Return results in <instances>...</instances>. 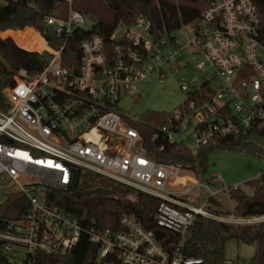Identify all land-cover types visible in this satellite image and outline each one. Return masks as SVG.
Wrapping results in <instances>:
<instances>
[{"label": "built area", "instance_id": "2783aa9c", "mask_svg": "<svg viewBox=\"0 0 264 264\" xmlns=\"http://www.w3.org/2000/svg\"><path fill=\"white\" fill-rule=\"evenodd\" d=\"M7 2L0 0V7ZM66 2L71 7L73 0ZM43 25L59 40L56 48H50L36 31L48 50L35 52L50 55L47 66L34 76L18 70L15 85L3 91L0 181L13 186L29 208L0 228V264H40V255H66L83 232L95 247L96 264H210L183 253L188 230L197 219L216 220L204 206L186 201L196 181L184 177L180 165L150 159L141 132L133 126L142 122L121 114L118 104L130 97L137 102V85L151 73H158L162 84V68L188 67L185 53L189 52L199 59L203 83L190 89L182 81L180 90L186 99L168 114L164 125L150 126L152 142H161L160 150L176 143L195 154L226 137L250 135V142L264 140V45L259 41L260 18L254 4L214 0L197 25L188 27L186 45L172 34L155 39L143 17L129 26L119 24L108 42L97 35L80 41L77 70L62 67L61 56L73 33L85 29V16L70 10L63 19L54 12ZM214 84L219 85L216 91L211 88ZM203 85L211 92L207 96ZM186 140L192 141L194 151ZM82 175L158 199L153 223L177 236V241L164 246L128 215L120 220L117 232L82 228L81 217L48 202L49 196L58 199L62 192L79 186ZM213 183L216 187H204L208 200L222 191L218 178ZM107 258L112 261L106 263Z\"/></svg>", "mask_w": 264, "mask_h": 264}, {"label": "trees", "instance_id": "16d2710c", "mask_svg": "<svg viewBox=\"0 0 264 264\" xmlns=\"http://www.w3.org/2000/svg\"><path fill=\"white\" fill-rule=\"evenodd\" d=\"M214 0H73L70 7L66 0H8L0 7V32L6 30H23L33 28L49 42L59 40L46 32L43 20L54 12L67 19L70 10L92 17L95 25L89 30L79 29L66 41L61 56V65L66 69L77 70L81 60L79 43L84 38L97 35L106 42L113 30L119 25H132L139 17L151 24L152 36L162 39L178 31L182 26L195 27L201 13ZM260 18L259 41L264 45V0H251ZM32 29L22 32L5 33L11 38H0V108L5 107L3 91L15 85L14 75L20 69L30 76L42 72L49 62L50 55L42 38ZM58 40V41H57ZM205 96L211 92L206 85L202 86ZM168 114L148 112L142 124H134L142 135V145L147 156L153 161L165 165H180L196 179H203L207 171L208 156L217 150H235L239 152L258 153L260 148L249 141L250 135H237L217 140L200 148L193 154L188 148L179 144H165L160 150L161 142L153 143L150 126L165 124ZM79 186L69 188L58 195V199L49 196L48 202H56L65 209L81 217L82 228H94L96 231L120 230L123 216H133L135 220L154 237L167 246L177 241V236L153 223V215L159 200L129 188L115 185L108 180H98L91 175H82ZM209 185L216 187L213 179ZM253 190L249 196L240 188H229L228 195L235 202L232 215L236 219L247 220L264 216V170L259 177L246 183ZM129 196H132L129 197ZM48 204V203H47ZM214 198L208 200L207 210L215 216H230L229 212L218 209ZM29 208L27 200L19 193H10L0 204V228L6 221L22 217ZM215 209V210H214ZM236 241L243 244H254L256 253L252 264H264V222L251 225H233L198 218L188 230L183 253L186 256L201 258L206 263L221 264L226 259V244ZM40 264H96L95 247L88 237L81 235L78 245L66 255H40ZM112 261L110 258L106 263Z\"/></svg>", "mask_w": 264, "mask_h": 264}, {"label": "rangeland", "instance_id": "374dc122", "mask_svg": "<svg viewBox=\"0 0 264 264\" xmlns=\"http://www.w3.org/2000/svg\"><path fill=\"white\" fill-rule=\"evenodd\" d=\"M85 20L86 25L84 28L87 30L91 29L94 22L88 16H85ZM26 29L36 31L33 28L6 30L0 32V37H5V33L22 32ZM172 35L177 38L182 45H186L190 40L189 28L187 26H182ZM47 46L56 48V41L52 40L51 42H47ZM185 61L188 63V67L181 70L177 68H173L172 70L162 68L161 70L165 78L162 84L159 82L158 73L156 72L151 73L140 81L137 85V95H139L137 102H134V97L120 101L118 106L121 114L126 115L131 120L140 122H142L148 112L172 114L186 99V94L180 90L182 81H185L190 86V89L200 88L203 83V78L205 77V74L198 68L199 59L197 57L187 52L185 53ZM211 88L216 91L219 89V85L214 84ZM175 140L178 141L181 140V138H175ZM185 142L192 151L195 150L191 140H186ZM251 142L262 146L258 153L239 152L235 150H217L210 153L208 156L207 171L203 179H196L193 174L184 171L182 174L184 177H189V179H193L197 183L195 189L187 196L186 201L194 207L204 206V209L207 210L205 203L208 201L209 196L204 187H210L208 182L213 178H218L222 191L217 194L214 199L219 204L218 209L220 211L229 212L231 215L215 216L210 213L212 216H215L216 220L214 221L233 224L235 226L263 223L264 216L248 220L236 219L232 215L235 202L232 201L228 195L229 188H240L246 194L252 196L253 190L247 186L246 183L256 180L258 173L264 170V166L262 165L264 159V140L252 139ZM211 189L213 188L211 187ZM13 192H15L13 186L0 181V204H2L7 199L8 195ZM129 197L132 198V196ZM227 219L239 222V224L228 223L226 221ZM255 253L256 246L254 244H243L230 241L226 244L224 257L226 260L239 262L240 264H252Z\"/></svg>", "mask_w": 264, "mask_h": 264}, {"label": "water", "instance_id": "95a60500", "mask_svg": "<svg viewBox=\"0 0 264 264\" xmlns=\"http://www.w3.org/2000/svg\"><path fill=\"white\" fill-rule=\"evenodd\" d=\"M45 30H46L47 33L53 35V32H52V30L49 27H46Z\"/></svg>", "mask_w": 264, "mask_h": 264}, {"label": "crops", "instance_id": "0c3cea01", "mask_svg": "<svg viewBox=\"0 0 264 264\" xmlns=\"http://www.w3.org/2000/svg\"><path fill=\"white\" fill-rule=\"evenodd\" d=\"M36 32V31H35ZM1 39H6V38H11L9 35L5 36V37H0ZM193 180V179H192Z\"/></svg>", "mask_w": 264, "mask_h": 264}]
</instances>
